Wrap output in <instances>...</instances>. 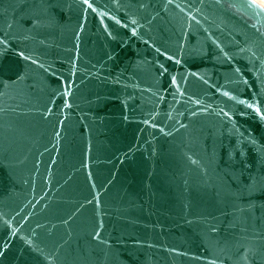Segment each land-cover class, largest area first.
Listing matches in <instances>:
<instances>
[{
	"label": "water",
	"instance_id": "95a60500",
	"mask_svg": "<svg viewBox=\"0 0 264 264\" xmlns=\"http://www.w3.org/2000/svg\"><path fill=\"white\" fill-rule=\"evenodd\" d=\"M0 264H264V7L0 0Z\"/></svg>",
	"mask_w": 264,
	"mask_h": 264
},
{
	"label": "bare ground",
	"instance_id": "6f19581e",
	"mask_svg": "<svg viewBox=\"0 0 264 264\" xmlns=\"http://www.w3.org/2000/svg\"><path fill=\"white\" fill-rule=\"evenodd\" d=\"M255 1L264 7V0H255Z\"/></svg>",
	"mask_w": 264,
	"mask_h": 264
},
{
	"label": "snow or ice",
	"instance_id": "6c2138e0",
	"mask_svg": "<svg viewBox=\"0 0 264 264\" xmlns=\"http://www.w3.org/2000/svg\"><path fill=\"white\" fill-rule=\"evenodd\" d=\"M86 2H87V0H86Z\"/></svg>",
	"mask_w": 264,
	"mask_h": 264
}]
</instances>
